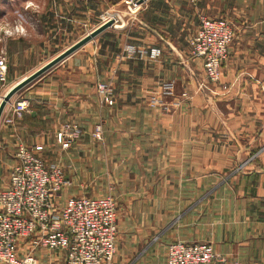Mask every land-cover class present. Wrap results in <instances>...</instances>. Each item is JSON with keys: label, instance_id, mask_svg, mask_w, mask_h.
Here are the masks:
<instances>
[{"label": "crops", "instance_id": "obj_1", "mask_svg": "<svg viewBox=\"0 0 264 264\" xmlns=\"http://www.w3.org/2000/svg\"><path fill=\"white\" fill-rule=\"evenodd\" d=\"M120 1L80 0L78 7V0H46L47 33L94 20L104 4ZM214 1L144 0L124 28H105L20 89L4 111L21 97L31 106L13 124L0 121V190L21 139L74 171L76 186L113 187L120 228L115 264H163L176 239L211 242L225 261L210 264H264V0H225V6L222 0L218 11L240 5L246 18L219 82L203 85L201 60L187 41L200 16L215 12ZM125 42L136 51L119 59ZM150 45L163 49L153 61ZM169 79L173 96L160 86ZM98 80L111 82L113 105L99 99ZM65 122L81 134L61 149L55 133ZM97 123L100 139L92 136ZM71 190L66 194H82ZM32 252L41 264H63L62 254Z\"/></svg>", "mask_w": 264, "mask_h": 264}, {"label": "built area", "instance_id": "obj_2", "mask_svg": "<svg viewBox=\"0 0 264 264\" xmlns=\"http://www.w3.org/2000/svg\"><path fill=\"white\" fill-rule=\"evenodd\" d=\"M135 13L138 0H125ZM112 19V26L122 28L124 19L117 9H107L101 21ZM233 28L223 17L203 16L190 35V55L201 60L205 77L218 83ZM134 46L127 44L131 52ZM161 54V47L151 45L150 59ZM6 59L0 54V80L6 79ZM174 83L168 81L163 91L172 94ZM100 100L112 104L113 88L99 81ZM182 94L185 95L183 92ZM31 101L21 97L3 112L1 122L13 124L29 110ZM102 124H95L93 135L100 137ZM79 132L70 123H63L56 131L57 143L69 148ZM73 181L55 162H45L23 140L15 142L14 161L8 174V185L0 190V263L41 264L32 250L42 247L63 255V264H107L116 250L117 205L111 192L106 194H66ZM28 244L22 250V244ZM225 261L211 242L176 239L168 243L163 264H210ZM227 264H240L238 261Z\"/></svg>", "mask_w": 264, "mask_h": 264}, {"label": "rangeland", "instance_id": "obj_3", "mask_svg": "<svg viewBox=\"0 0 264 264\" xmlns=\"http://www.w3.org/2000/svg\"><path fill=\"white\" fill-rule=\"evenodd\" d=\"M221 2L222 0H215L214 1L215 12L213 14L202 15L200 16V19L203 16L223 17L227 19V21L231 24L233 28V35H234L236 27L239 26L238 23L242 21L243 19H245L246 17L243 16L244 12L240 9L241 8L240 5H237L236 9L229 8L228 10H225V11H218V10H221L220 9L221 4H222ZM223 3L225 6L226 4L225 0L223 1ZM45 4H46V0H0V54L5 55L6 65H7L6 79L0 80V100H1V97L4 95V93L9 89V87H11L19 79H21L22 77L30 74L31 72L39 68L41 65H43L45 62L50 60L60 51H62L63 49L71 45L73 42L81 38L83 35L88 33L90 30L95 28L96 25L101 21V14L103 13V11L107 9L119 10L124 19V23L126 26L128 25V23L132 21V17L137 12L140 11V7H141L139 6L138 10L133 14L128 10L127 3L125 2V0H121L120 3H118V6L113 5V3L104 4V6L102 7L103 9L100 10L97 17L94 18V20L90 19L89 21L87 18H85L81 22L76 21L74 22L75 24L70 29H68V31H65V32L60 31L58 33H55L56 35L52 37L51 34L47 33L48 32L46 28L47 18H46V12L44 11ZM81 4L82 3H80V0H78L77 6L80 7ZM88 5L89 4H85V6H88ZM92 6L93 5L90 4V7ZM225 9H227V6ZM55 24L60 25V21H58L57 23L55 22ZM109 27L110 29L124 28V27L115 28L112 26V24ZM187 42H188V46L190 50L189 41ZM127 44H131L134 46V49L131 52H127L125 50V46ZM136 48L137 47L135 44L131 42H125L116 56L119 59L129 58L128 56H130L132 53H135ZM162 51L163 49L161 47V54H162ZM159 57H157L156 59H158ZM156 59L149 58V61H153ZM99 81L108 82L113 88L110 81L98 80L97 83ZM168 81H172L175 85L174 80L169 79V80H166L160 83V86L162 87V89H163L164 84L167 83ZM204 82L205 84L203 85H206L207 82L210 83V81L206 77H204L203 83ZM97 83H96V91H97ZM211 83H214V82H211ZM162 93L165 95L173 96L176 94L175 87H173L172 94H167L164 91H162ZM97 94H98V91H97ZM114 97H115V94H114V89H113V99ZM183 97H189V95L186 94V96H183ZM113 104L114 102L112 104H107V105L111 106ZM65 123H70V122H65ZM73 128L78 130L79 136H80L81 130L79 129V127L76 125H73ZM93 131H94V128L92 130V136L95 139H100L102 137L103 127H102V133L100 137L94 136ZM79 136L74 141V143L79 139ZM55 140H56V137H55ZM60 148L64 149L61 146ZM41 158L45 162L57 163L63 169L64 173L73 181L72 186L67 188V190L72 189L73 191L79 192L82 194H87V193L106 194V193L113 191L112 190L113 187L112 186L110 187V184L108 181H102L101 183L92 182L89 184L88 182L86 183L85 181L82 180L83 184L80 185L81 182H79L80 183L79 186H76L77 182L73 180L74 178H77L74 171L71 172L70 174L60 162L56 160H52V159L50 160L49 158L46 159V157H43V156H41ZM95 187L98 188L97 191H94ZM117 215H118V206H117ZM119 235H120V228L117 222L116 251H115L113 258L107 264H115L116 255L118 251V244H119L118 240L120 238Z\"/></svg>", "mask_w": 264, "mask_h": 264}, {"label": "water", "instance_id": "obj_4", "mask_svg": "<svg viewBox=\"0 0 264 264\" xmlns=\"http://www.w3.org/2000/svg\"><path fill=\"white\" fill-rule=\"evenodd\" d=\"M144 0H138L139 3L143 2ZM113 23L112 19H109L100 25L96 26L92 30H90L88 33L83 35L81 38L73 42L71 45L60 51L58 54H56L54 57H52L50 60L45 62L43 65H41L39 68L31 72L30 74L22 77L19 79L16 83H14L9 89L4 93V95L1 97L0 100V120L3 115L4 109L7 105V103L11 100V98L23 87L34 81L36 78L41 76L44 72L52 68L54 65L62 61L64 58H66L68 55L76 51L78 48L83 46L85 43L90 41L93 37H95L98 33H100L105 28L111 26Z\"/></svg>", "mask_w": 264, "mask_h": 264}]
</instances>
